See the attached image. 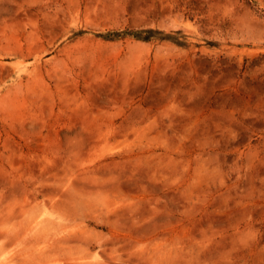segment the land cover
<instances>
[{"label": "rangeland", "instance_id": "rangeland-1", "mask_svg": "<svg viewBox=\"0 0 264 264\" xmlns=\"http://www.w3.org/2000/svg\"><path fill=\"white\" fill-rule=\"evenodd\" d=\"M0 264H264V0H0Z\"/></svg>", "mask_w": 264, "mask_h": 264}]
</instances>
